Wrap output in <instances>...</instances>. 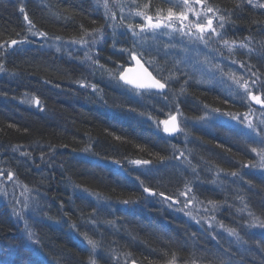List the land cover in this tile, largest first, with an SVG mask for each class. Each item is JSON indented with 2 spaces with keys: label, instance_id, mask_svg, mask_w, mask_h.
Masks as SVG:
<instances>
[{
  "label": "trees",
  "instance_id": "16d2710c",
  "mask_svg": "<svg viewBox=\"0 0 264 264\" xmlns=\"http://www.w3.org/2000/svg\"><path fill=\"white\" fill-rule=\"evenodd\" d=\"M105 1L107 9L95 0H0V143H17L0 153V264H170L173 256L176 264H264V229L248 227L249 213L264 220V167L252 151L254 143L227 128L201 133L188 125L182 132L187 142L181 143L182 137L168 139L159 123L177 114V106L182 117L195 121V112L205 107L240 115L255 105L210 87L200 67L187 72L172 45L155 31L151 39L142 40L139 28L133 36L126 27L145 24L137 11L155 22L157 10L162 15L174 5L175 12L184 10L174 0ZM208 4L219 9L215 16L207 14L215 17V27L220 23L216 17L226 19L224 28L217 29L219 41L212 37L204 47L227 62L236 60L238 77L255 79L257 85L251 83L250 88L264 100V8L246 0ZM192 5L205 12L204 6ZM188 17L194 22L191 12ZM174 24L178 27L179 21ZM12 40L18 43L12 45ZM36 42L45 45L39 49L43 55L30 51ZM81 49L89 51L92 60L80 61ZM128 50L147 52L138 56L172 86L165 102L156 93L138 95L120 82L116 73L130 65ZM93 79L111 86L93 91ZM29 80L40 85H19ZM135 160L150 163H132ZM187 161L190 169L178 167ZM9 172L12 180H7ZM144 187L157 195L144 192ZM160 192L178 203L164 200ZM25 194L31 196L30 215L17 219L13 209L27 202ZM170 204L180 212L168 209ZM188 208L194 218L184 214ZM83 223L95 228L86 233L97 241L95 253L79 239L85 234ZM20 225L33 229L22 230ZM100 226L103 233H98ZM227 229H235L240 239ZM250 232L259 240L252 241ZM234 248L244 254L238 257Z\"/></svg>",
  "mask_w": 264,
  "mask_h": 264
},
{
  "label": "snow or ice",
  "instance_id": "6c2138e0",
  "mask_svg": "<svg viewBox=\"0 0 264 264\" xmlns=\"http://www.w3.org/2000/svg\"><path fill=\"white\" fill-rule=\"evenodd\" d=\"M133 2H135V0H133ZM247 4L252 5L253 7H258V8H264V3H259L258 0H246ZM183 6H184V10L179 11L178 13L175 12L173 10V7H175L176 5H174L173 7H169L167 10V14L166 15H162L160 10H157L156 13V18H155V22H153V16L151 15H146L145 12L143 11H137L135 14L137 16L143 17L145 19V24L141 25L139 23H137L135 26L133 24H128L126 25V27L128 28L129 31L132 32L133 36H136L137 33L134 30V28H139L140 32L143 33L145 32L146 28L152 29V30H157V29H161V28H166V29H172L173 31L179 32L182 36H188L190 38V40L195 43V42H202L204 43L206 46L209 43V41L212 39V36H219L221 35L220 32L217 30L219 29H223L224 28V21L226 19V17L224 15H220L218 17H216L217 19H219L220 23L214 27L213 26V17L208 16V13H212L213 16H215V14L217 12H219V9L214 8L212 6H210L208 4V0H194V3L197 5H202L205 7V12L203 13L204 16V20L200 21L199 17L201 16V13L199 11H196L192 5V3H190V0H182ZM145 8L148 7V5H144ZM241 4H237V8H240ZM21 13L25 12V9L23 7H21L20 9ZM191 12L194 16H196L198 19L196 22L193 21H189V17H188V13ZM24 20L27 21L29 23V25H32L31 20L29 19L28 15L25 14L24 15ZM173 20L179 21V26L177 27L176 24L173 23ZM188 22L187 24L185 22ZM206 21V22H205ZM34 26V25H33ZM191 29H195V32H193ZM35 34V33H33ZM40 35H45L44 33H40ZM75 42V41H74ZM81 43L83 44H87L88 42L86 40H83V38H81ZM18 41L16 40H12L11 44L15 45L17 44ZM223 43L225 45H228L229 42L227 40H224ZM3 45H0V48H2ZM241 48H245L246 45L245 44H240ZM121 51H125L124 49H122ZM130 52L131 55V59L135 60L138 66L140 65V60L137 58L138 55H148L147 52H142V53H137L134 50H128ZM229 51H232V48L229 47ZM86 59L88 60H92V57L90 56H86ZM93 63L98 64V61L93 60ZM101 68H103V65H99ZM0 71H3V66H0ZM128 71H132L131 69H129ZM146 73V79L144 78H139V79H132L129 78V76L127 75V73L121 68L118 73L119 75V79L124 81L125 84H131L133 85L135 88L137 89H157L160 92H164V90L166 89V87H168L167 82H161L160 79H157L156 77L152 76L151 73H148L147 70H145ZM109 74L115 78L116 74L112 73L111 71H109ZM234 82L244 90V92L246 93L247 97L249 99H251L252 101H254L256 104H259L262 108H264V100L261 99L260 95H255L253 94L249 83L247 80H244V77H234ZM244 81L243 83H241V81ZM253 84L256 83V81H252ZM85 85L81 84V87H84ZM93 91L96 90L95 85L92 86ZM184 89L181 88V92H183ZM138 95L140 93H137ZM166 95V93H165ZM37 105H39L40 101L37 99L36 100ZM214 111H219L218 109H214ZM176 113L179 115L181 114L179 111V106H177L176 108ZM226 115H230L227 114ZM234 119L236 117H233ZM149 119H151V116H149ZM247 115H245V120H247ZM160 124H163L164 128L163 131L165 133H168L169 135L175 134L177 132H184L185 129L181 127L180 122L177 119V115H169L168 119L166 120H162L159 122ZM262 123H264V121H262ZM248 127L256 133L257 136H260V142L262 144H264V129H260L259 131H257V126L254 125L251 121H248ZM255 142V141H253ZM253 152H256L257 155L260 157V162H259V166L260 167H264V149L257 151L256 148L252 149ZM22 155H26L25 153H21ZM184 153H180V156H183ZM179 158V157H177ZM132 163L134 164H148L150 163L147 160L144 161H140V160H135L132 161ZM244 167H249L248 164H245ZM0 175H3V173H0ZM13 173L9 172L7 173V180H12L13 179ZM232 176H236L237 172H232L231 173ZM141 184H143V181H141ZM27 191V189H26ZM143 191L148 193L151 196H156L157 192H155L154 190H152L150 187H144ZM188 191H191V189H188ZM98 195V194H96ZM159 195L166 201L170 200L172 202V204H176L178 203V200L173 199L172 196L165 194L164 192H160ZM180 195L186 196L187 193L186 192H181ZM130 201L129 200H124L123 203L128 204ZM37 209H39V204L37 203ZM24 208L26 210H31L28 208L27 203H25ZM17 215H20L19 213H16ZM249 216L252 217L251 221L248 224V227H259L264 229V220H261L259 217L254 216L252 213H249ZM23 218V217H21ZM27 227V225H26ZM209 227H211V225H209ZM221 227H224L223 225H221ZM229 235L232 236H236L237 239H240L239 235L237 234L235 229H227ZM29 238L31 239V233H29ZM84 239L87 241L88 245H91V250L93 253H95L96 249H97V241L89 238V236L85 233L84 234ZM34 243H36V241H33ZM92 264H95V261H92ZM132 264H136L135 261L132 262ZM170 264H176L175 262V256H173V259L170 261Z\"/></svg>",
  "mask_w": 264,
  "mask_h": 264
},
{
  "label": "rangeland",
  "instance_id": "374dc122",
  "mask_svg": "<svg viewBox=\"0 0 264 264\" xmlns=\"http://www.w3.org/2000/svg\"><path fill=\"white\" fill-rule=\"evenodd\" d=\"M95 1L98 3L99 7H101L102 9H107V7H108L107 1H105V0H95ZM174 1L176 4L181 5V7L184 9L182 0H174ZM192 1H194V0H190V3H192ZM120 6H121V9L124 10L125 12L128 11V9H126L124 7L123 3ZM107 12H108V10H107ZM201 17H204L203 12H201ZM193 20H194V22L196 21V16H194ZM199 20H200V18H199ZM202 21H203V18H202ZM173 23H176V21ZM214 24H215V22L213 21V26H214ZM151 31H155L156 34L163 36L162 37L163 39H161V40L167 44L172 45V48H174L173 52L175 53V55L177 57L180 58V61H182L186 65L190 64L189 67L187 66V72L192 71L193 66L200 67V70L202 72V73H200V75L203 77H206L207 79H209V81L216 83L219 86L225 87V91L228 93L227 95H229L230 97H232L236 100H239V101L247 102L249 100L251 102V99H249L247 97L244 90L242 88H240L234 82L233 76L238 78V74H239L238 70H237V64L234 63V62H237L236 60L232 59L234 62H227V60L225 59L226 58L225 56L215 55L213 53V51L211 50V48H209L207 50V48L204 47V45H205L204 43H202V42L193 43L188 36H182V35L178 36L174 33V31L172 29H166V28H161V29H157V30L150 29V31L148 30V31L142 33L143 34L141 37L142 40H145L144 37L147 38V40H148L150 38V32ZM192 31L195 32V29H192ZM164 36H166V37H164ZM212 37L214 38L215 41L218 42L220 35L219 36H212ZM152 40H154V38H152ZM172 41L174 43H172ZM159 43H160V41H159ZM153 46L159 48L158 44H156L155 42H154ZM164 46H166V45H164ZM213 59L215 61L219 60V64L214 65L212 63ZM223 60H225V61H223ZM130 62H131L130 65H128L127 67H131L133 65L131 60H130ZM219 65H221L223 68H221ZM244 80H247L249 83V86H251L253 84L252 81H254L255 79H253L250 76V77H246V78L244 77ZM243 82L244 81L242 80L241 83H243ZM255 85H257V81L253 86H255ZM127 88L131 89L129 87H127ZM131 90H133V89H131ZM133 91H136L138 93L147 92V91H138V90H133ZM158 95H160V94H158ZM161 98L165 102L166 101L165 99L167 97H161ZM254 105H255L254 109H251L247 113H243V114L241 113L240 115L232 114V113H230V115H226V114H222L221 112H216L210 107H208V108L205 107L203 109L202 114L200 115V118H198L197 120L191 121L186 116L182 117L180 114L179 115V122H180V125L182 128H185V126L188 125V127L195 126L197 128H201V129L204 128V130H208L210 132L217 131L216 128H218V127L227 128L231 134L236 135L238 138L241 137L243 139H248L252 142L255 141V142H253L254 144H253L252 148H256L257 151H260V148L262 146H264V144H262L260 142V139H261L260 136H257L256 133L253 132L248 127V121H251L254 125L257 126V131L260 130V127L264 128V123H262V121H264V108H262L259 104L258 105L254 104ZM245 115H247V118H248L247 120H245ZM168 117L166 119H168ZM233 117H236V118L234 119ZM162 126H163V124H162ZM181 134H182V132H180L178 134V137ZM184 138H186V137H184ZM254 154L257 155L256 152H254ZM180 162H182V161L180 160ZM179 165L180 166H178V167L183 168L184 170L190 169V162L189 161H187V164L186 163H179ZM0 177L4 178L3 175H0ZM211 179H214V177H211ZM2 192L4 193V190H2ZM24 198L27 200L26 203L28 205L29 199L31 200V196H28L25 194ZM25 199H23V201ZM20 204H21V206H15L14 209H21L25 213V217L28 218L30 215L29 214L30 212H29V210H26L24 208L25 202H23V203L20 202ZM172 206L173 205L170 204L167 208L168 209L169 208L174 209L175 211L180 210V209H176L177 206H174V208H171ZM28 208L30 209L29 206H28ZM184 212H185L184 213L185 215H190L191 217L194 218V216L192 215L191 210L189 208L185 209ZM33 215H35V214H33ZM98 228H100V227H98ZM76 234L81 235V233H79V232Z\"/></svg>",
  "mask_w": 264,
  "mask_h": 264
},
{
  "label": "bare ground",
  "instance_id": "6f19581e",
  "mask_svg": "<svg viewBox=\"0 0 264 264\" xmlns=\"http://www.w3.org/2000/svg\"><path fill=\"white\" fill-rule=\"evenodd\" d=\"M213 20H214V18H213ZM44 47L45 45H43L42 43H40V42H36V44H35V46H33L31 49H30V51L32 50L33 51V53L34 54H38V55H43V53L41 52V51H39V49H41V47ZM71 47V46H70ZM52 49H48V50H46L47 52H49V51H51ZM99 50V52H101L102 50H100V49H98ZM46 52V54L48 55V53ZM53 52H54V50H53ZM77 53H80V61H82V60H86V56H89V55H91L90 53H89V51H86V50H83V49H81L80 51H77ZM252 54L253 55H257V54H259V53H257V52H252ZM45 56V55H44ZM108 56V55H107ZM110 56V55H109ZM108 56V57H109ZM187 66L189 67L190 66V64L189 65H185V68H187ZM34 77V76H33ZM35 78V77H34ZM38 77H36V79H37ZM92 82L96 85V90L95 91H97V92H101V90L102 89H107L108 88V86H111L110 84H109V82H107V81H101V82H96L94 79L92 80ZM175 82V81H174ZM201 83L202 84H204V85H206L207 83L210 85V87H213V86H215V88L216 89H218V90H220V91H222L224 94L225 93H227L226 91H225V87H222V86H219V85H217L216 83H213V82H211V81H209L208 80V82L206 83L205 81H201ZM27 85V86H32V85H36V84H39L36 80H29V81H21V82H19V85ZM168 84V92L166 93V95L165 94H160V96L161 97H166L169 93H170V87H172L169 83H167ZM40 85V84H39ZM113 85V84H112ZM49 88V87H48ZM18 110V109H17ZM17 110H15V111H17ZM202 112H203V110H201V111H196V114H197V117L198 118H200V115L202 114ZM19 114L20 113H23V114H25V115H29L28 113H26V112H23V111H19L18 112ZM30 118H31V116H30ZM192 127H195V126H190V128H192ZM196 128V131L197 132H201V133H203V132H208V130H204V128H197V127H195ZM186 136H187V134H185ZM168 139H171V140H176V139H178L179 137H182L183 136V134H181L179 137L178 136H176V137H169V136H167V135H165ZM186 136H184V137H186ZM181 143H186L187 141L185 140V138H181ZM10 143H12V144H14V145H17V143L16 142H10ZM12 144L10 145V144H8V145H6V144H1L0 143V153L1 152H3V151H5L8 147H9V149H10V147L12 146ZM10 145V146H9ZM181 151V150H180ZM62 158H64V159H66V158H68V152H66L65 153V155L62 157ZM252 175V174H251ZM202 176H205L206 177V175L205 174H203L202 173ZM13 213L14 214H16V213H19L20 215H17L18 216V218L17 219H20L21 217H24L25 216V213L21 210V209H13ZM12 215V214H11ZM77 216L78 217H81V215H78L77 214ZM13 217H15V216H13L12 215V218ZM84 224V233H88L89 232V229L90 230H92V231H95V228H93L92 226H89V225H86L85 223H83ZM80 226V225H79ZM20 227H21V229L22 230H26V229H33V227H25L24 225H20ZM35 229V228H34ZM79 229V228H78ZM98 230V233H103L104 232V230L105 229H103V226H100V228H98L97 229ZM38 231L40 232V233H44L45 232V229L44 228H42V227H39V229H38ZM108 231V230H107ZM250 239L252 240V241H258L259 240V238L257 237L258 235L257 234H255V233H253V232H250ZM79 239L82 241L83 239H84V237H83V235H81L80 237H79ZM234 252L237 254V256L239 257V256H241V255H243L244 253H242V251L240 250V249H237V248H234ZM219 261H216V263H218Z\"/></svg>",
  "mask_w": 264,
  "mask_h": 264
},
{
  "label": "water",
  "instance_id": "95a60500",
  "mask_svg": "<svg viewBox=\"0 0 264 264\" xmlns=\"http://www.w3.org/2000/svg\"><path fill=\"white\" fill-rule=\"evenodd\" d=\"M139 60H140V65L141 66H138L136 61L135 60H132V63L133 65L131 67H127L124 71L127 73V75L129 76V78H132V79H139V78H144L146 79V73H145V70H147L148 73H151L152 76L156 77L152 71L148 68V66L144 63V61L138 56L137 57ZM129 69H131L132 71H128ZM157 78V77H156ZM158 79V78H157ZM121 83L123 85H125L126 87H129L133 90H138V91H147V92H153V93H156V94H165L168 92V87H166V89L164 90V92H160L159 90L157 89H137L135 88L133 85L131 84H125L124 81L120 80ZM162 82V81H161ZM254 102V101H253ZM255 103V102H254ZM256 104V103H255ZM258 105V104H256ZM177 115V119L179 121V115L178 114H175ZM164 128V127H163ZM180 132H177L175 134H172V135H169L168 133H165L167 136L169 137H176L178 136ZM132 264V263H130ZM136 264H139V263H136Z\"/></svg>",
  "mask_w": 264,
  "mask_h": 264
},
{
  "label": "flooded vegetation",
  "instance_id": "af4514ba",
  "mask_svg": "<svg viewBox=\"0 0 264 264\" xmlns=\"http://www.w3.org/2000/svg\"><path fill=\"white\" fill-rule=\"evenodd\" d=\"M214 21V20H213Z\"/></svg>",
  "mask_w": 264,
  "mask_h": 264
}]
</instances>
